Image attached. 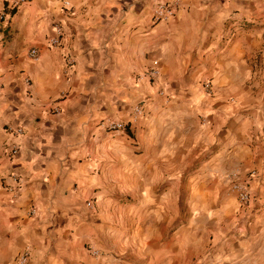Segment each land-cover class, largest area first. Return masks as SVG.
<instances>
[{
	"label": "crops",
	"instance_id": "0c3cea01",
	"mask_svg": "<svg viewBox=\"0 0 264 264\" xmlns=\"http://www.w3.org/2000/svg\"><path fill=\"white\" fill-rule=\"evenodd\" d=\"M161 1L177 8L154 23ZM9 15L0 264H264V0H25Z\"/></svg>",
	"mask_w": 264,
	"mask_h": 264
},
{
	"label": "built area",
	"instance_id": "2783aa9c",
	"mask_svg": "<svg viewBox=\"0 0 264 264\" xmlns=\"http://www.w3.org/2000/svg\"><path fill=\"white\" fill-rule=\"evenodd\" d=\"M25 0H13L6 6L5 9L0 11V23H7L12 11H14L20 4L24 3ZM177 6L168 1H161L154 3L152 7V21L154 23L158 22H164L168 19L172 18L175 14ZM53 35L48 39V44L52 48H56L60 46V36H61V29L58 27V25L54 24L52 27ZM32 58L36 57V51L31 50L29 54ZM65 60L69 65L73 64V60L70 57H66ZM159 71L157 69L148 70L143 73V77L148 79L150 82H154L159 78ZM28 82V80H26ZM201 86L204 90L210 92L211 90V84L208 80H205L202 82ZM142 109L139 106L134 107V109L131 111V117L137 118L141 116ZM101 127H103L107 132L116 133V132H124L126 130V123L118 120H114L112 118H107L101 121L100 123ZM10 133L13 134L14 137H22L23 136V129L20 126H14L10 127ZM20 146L18 144H12L7 149V157L9 160H13L19 153ZM250 177L256 178L258 177V173L256 171L250 172ZM11 178L14 181V186L11 187L10 191L14 194H17L21 189V183L16 178V175L11 173ZM229 190L234 193L240 204L242 205H248L251 202V193L249 190V185L246 182H240V181H231L229 184ZM89 206V204H88ZM31 215L35 214L34 210H31ZM91 255L98 257L100 255L99 250L97 249H90ZM27 259V255H23L20 258L21 262H25Z\"/></svg>",
	"mask_w": 264,
	"mask_h": 264
},
{
	"label": "rangeland",
	"instance_id": "374dc122",
	"mask_svg": "<svg viewBox=\"0 0 264 264\" xmlns=\"http://www.w3.org/2000/svg\"><path fill=\"white\" fill-rule=\"evenodd\" d=\"M200 87H201L202 91H203L205 94H207V95H209V94H210V92H208V91L204 90L202 86H200ZM210 91H211V90H210Z\"/></svg>",
	"mask_w": 264,
	"mask_h": 264
}]
</instances>
